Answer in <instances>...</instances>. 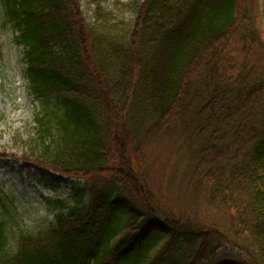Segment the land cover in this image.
Here are the masks:
<instances>
[{
	"label": "trees",
	"instance_id": "trees-1",
	"mask_svg": "<svg viewBox=\"0 0 264 264\" xmlns=\"http://www.w3.org/2000/svg\"><path fill=\"white\" fill-rule=\"evenodd\" d=\"M134 5L124 43L95 36L81 0H0L37 103L22 159L76 182L33 234L0 190V264H264L259 0ZM169 135L195 146L182 182L220 222L158 206L139 159Z\"/></svg>",
	"mask_w": 264,
	"mask_h": 264
},
{
	"label": "rangeland",
	"instance_id": "rangeland-1",
	"mask_svg": "<svg viewBox=\"0 0 264 264\" xmlns=\"http://www.w3.org/2000/svg\"><path fill=\"white\" fill-rule=\"evenodd\" d=\"M135 1L81 0V11L100 40L127 43L136 18ZM259 2L264 23V0ZM15 35L9 29H0V190L18 208L16 229L19 233L33 234L42 223L53 220L46 202L66 199L76 182L52 170L29 168L22 159V145L35 126L37 103L27 90L23 50L16 45ZM185 141L184 136L169 135L146 146L139 161L148 174L147 183L164 210L205 223L220 222L218 215L200 201L194 204L190 201L186 182L182 180L193 166L190 153L195 146ZM228 260L220 258L219 262ZM233 262L251 264L238 256Z\"/></svg>",
	"mask_w": 264,
	"mask_h": 264
}]
</instances>
